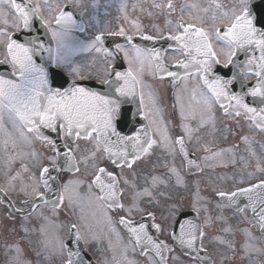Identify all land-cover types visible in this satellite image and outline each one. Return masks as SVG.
<instances>
[{
  "label": "snow or ice",
  "instance_id": "6c2138e0",
  "mask_svg": "<svg viewBox=\"0 0 264 264\" xmlns=\"http://www.w3.org/2000/svg\"><path fill=\"white\" fill-rule=\"evenodd\" d=\"M9 3L19 23L12 25L15 31L0 28V47L4 55L0 65L8 66L5 72H0V127L3 126V116L7 112L13 125L18 122L21 137L28 140L26 133H34L37 138L46 141L51 149V153L46 157L47 162L41 163L32 177L35 182L32 202L23 200L22 203L29 204V209L37 200L51 203L54 209L61 207L66 197L71 203L73 194H78L76 190L85 181L79 178L65 181L62 177L66 172L79 174L82 162L85 168L91 163L92 175L89 177L87 188L90 193L93 187L98 189L99 194L95 199L107 203L109 208L123 209L124 205L119 202L122 192L119 187L120 180L113 171H108V168L102 165L109 163L116 168L131 169L135 161L148 154L157 143L151 138L147 127L136 129L131 134H122L120 127L121 122L125 120L124 105L131 102L128 98L134 99L137 95L139 77L146 61L149 64L155 62L157 72H166L174 79L178 78V73L167 71L161 50L144 49L133 44V36L127 34L123 27L118 32H108L107 36L123 37L125 43L106 46V33L99 29L100 21L95 15L91 18L95 25L89 24L86 27L85 21L78 20L74 10H69L79 7L80 0H69L64 6H58L52 19H45L39 0L35 4L32 0H9ZM3 4L4 0H0V6ZM255 4L256 0H240L239 7L222 12L221 17L213 14L211 31L206 30L204 26L198 27L196 23L185 24L181 19L177 24L180 31L169 34L168 38L178 42L180 50L185 54L184 59L176 62L185 70L184 79L187 80L192 75L189 69L194 68L199 79L209 90L210 95L202 94L201 101L197 103L202 102L210 110L213 102L226 100L228 107L220 104L225 114L232 108L239 116V109H243L258 127H264V19H261V14H254ZM166 7L170 11L173 10L171 0ZM222 7L216 3V8ZM123 10L124 5H121V11ZM203 11L207 12L208 9ZM80 15L82 17L84 13L81 12ZM0 16H5L2 10ZM37 19L46 30L43 35L39 29L34 30V21ZM3 23L7 25L8 19L4 18ZM93 27L95 31H92L90 36H85L84 40L71 36L76 30L85 34ZM44 36H48V39ZM143 38L154 40L159 37L145 35ZM70 39L74 40V43L70 44ZM214 40L216 44L221 45L219 50L214 47ZM93 49L96 53L103 52L105 58L111 61H116L122 55L128 62L126 71H116L115 65L109 63L110 78L101 79L99 89L85 86L83 79H78L81 77V67L71 58L77 52H89ZM241 54L244 56L243 60L239 59ZM220 55L225 57L223 62L219 58ZM137 62L139 67L134 68L133 65ZM221 64L227 71L223 75H217L214 68ZM60 70H67L73 79H59ZM246 73L255 75L254 84L245 83ZM237 84L239 92L232 90ZM195 94L196 90L193 89V98ZM248 96L253 98L251 102L245 101ZM140 104L143 105L142 94ZM144 118L148 119L146 113ZM42 129L62 135L67 141L63 144L66 151L61 153L57 140L46 135ZM163 138L167 140L166 136ZM80 140L90 142L92 148L87 156H81L78 160L76 154L80 148ZM175 143L180 146V152L184 156L189 155L183 136H178ZM5 146L7 147V142ZM188 163L194 165L196 162L189 159ZM24 170L27 171L26 166ZM171 171L179 175L175 167ZM144 192L151 196L148 189H144ZM50 193L54 195V199L49 201L47 197ZM217 195L227 198L230 205L242 203L243 207H238V210H250L253 219L259 224L260 231L264 233V179L246 187H236L231 192L219 191ZM17 212L23 213L25 210L21 208L17 209ZM148 215L153 216V213L149 212ZM120 222L128 225L132 223L124 217L120 218ZM208 222L211 223V219ZM153 227L161 229L160 224ZM73 230H76V248L71 246V241L60 242L61 249L67 250L64 264H89L79 247L83 237L77 225L70 223V237ZM129 231L135 235L138 244L146 241L152 245L162 264L165 261L163 252L172 251L163 241L154 240L144 224L130 227ZM205 236L206 233L191 220L180 224V233L176 239L187 249L185 254L190 257V264H194L196 260H199L200 264H209V258L200 256L202 249L207 251L203 245ZM15 247L17 252L23 251L19 245ZM243 247L247 249L250 245L245 243Z\"/></svg>",
  "mask_w": 264,
  "mask_h": 264
},
{
  "label": "rangeland",
  "instance_id": "374dc122",
  "mask_svg": "<svg viewBox=\"0 0 264 264\" xmlns=\"http://www.w3.org/2000/svg\"><path fill=\"white\" fill-rule=\"evenodd\" d=\"M233 1L234 0H230L229 3H232ZM236 3H237V7H238V4L240 3V0L238 2L236 1ZM69 43H71L70 40H69ZM78 65H80L81 70H82L84 66L82 64H78ZM134 67L138 68L139 66L136 64ZM193 89L196 90V94H195V98L194 99L196 100V102L197 101H201V95L202 94L196 88L195 85L190 86L191 95L193 96ZM197 113L200 114L201 116H204V117L207 114V108H206V106L202 102L197 103ZM238 126H243V125H234L233 128H238ZM243 129H244V132L243 131H240V133H238V130H237V133H236L235 137H233L234 140H235V142H236V147H235L236 153L239 154L237 156L236 160L240 159V161L237 162L239 169H241V167L244 168V164L249 161L248 158H252V159L256 158L255 156H248V142H249L248 139H249V136L247 135V133H245V131H246L247 128L246 129L243 128ZM245 138H247V139H245ZM91 171H92V167L86 168V172L89 173ZM81 210H82V206H81ZM55 235H56L55 232H52L51 231V228H50L48 230H43L42 231L41 239H42L43 243H47L48 241L53 240L54 237H55ZM42 248L44 250H47L48 249L44 245H42Z\"/></svg>",
  "mask_w": 264,
  "mask_h": 264
}]
</instances>
